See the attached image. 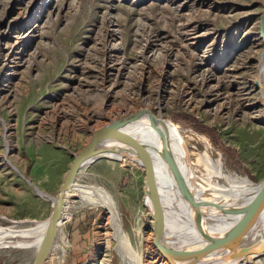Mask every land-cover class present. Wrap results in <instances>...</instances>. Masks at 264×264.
<instances>
[{
    "label": "rangeland",
    "instance_id": "374dc122",
    "mask_svg": "<svg viewBox=\"0 0 264 264\" xmlns=\"http://www.w3.org/2000/svg\"><path fill=\"white\" fill-rule=\"evenodd\" d=\"M6 1H0V216L22 221L16 228L46 222L90 134L138 110L207 135L230 173L264 179L257 60L264 0H9L4 9ZM144 173L130 162L99 159L84 165L73 184L112 195L115 220L141 264H169L152 243ZM203 185L195 186L200 195ZM110 224L105 208L69 197L48 264H127ZM63 239L70 252L60 263ZM35 249H0V264H31ZM243 264H264V253Z\"/></svg>",
    "mask_w": 264,
    "mask_h": 264
},
{
    "label": "bare ground",
    "instance_id": "6f19581e",
    "mask_svg": "<svg viewBox=\"0 0 264 264\" xmlns=\"http://www.w3.org/2000/svg\"><path fill=\"white\" fill-rule=\"evenodd\" d=\"M8 3L9 0L6 1L4 9H6ZM258 81L261 87L260 97L264 101V72L261 65L258 72ZM154 128H157L163 135L165 134L164 130L168 133L172 150L179 161V165L190 174L192 187L196 192L198 189L195 186L200 182L204 184L202 189L205 193L201 191L202 195L197 194L206 202L219 207H229L253 199L263 188L262 181L254 183L246 176L230 173L225 166L224 155L213 146L210 138L205 134L185 128L179 122L161 126L156 125L152 118L142 116L137 121H132L124 127L126 132L144 139L148 143V149L152 155L158 156L159 142ZM101 153L107 155L111 160L130 162L137 165L131 159L113 151L104 150ZM154 169L156 172V189L162 203L161 219L164 231L162 243L167 246L172 258L194 259L211 245L212 239L208 235L214 237L221 235L222 232L218 231L230 225L231 222L209 217L208 220H204L203 225L205 227L203 226L202 230H198L195 227L192 213L180 198L175 183L165 165L159 159H155ZM73 183L74 181L70 186L68 198L71 197L78 204L105 208L111 214L110 225L114 231V240L120 253L124 256V262H127V264H141L140 259L131 251L128 237L121 224L115 220L116 206L112 195L109 192L86 189ZM145 205L148 208L150 206L149 201L146 200ZM0 220L11 223L9 227L0 226V249L29 247L35 249L46 225V222L42 221L28 228H16L17 225H22V221L9 220L3 216H0ZM24 226L27 227L28 225ZM228 233L232 235L231 241H227L224 247H219L217 253L214 254V258L211 260H208L209 258L206 260L201 259L196 264H243L250 261L251 258L257 257L258 254L242 253L246 251V247H252L256 244L258 239H264V210L258 221L247 228L231 230ZM59 243L63 249L62 257L59 260L61 263L65 261L70 252L65 250L64 245L68 244L70 249V244L67 239H63ZM56 246L57 243L54 248ZM57 251L60 252V249L57 248ZM162 256L171 264L164 254ZM48 258L45 264H48Z\"/></svg>",
    "mask_w": 264,
    "mask_h": 264
},
{
    "label": "water",
    "instance_id": "95a60500",
    "mask_svg": "<svg viewBox=\"0 0 264 264\" xmlns=\"http://www.w3.org/2000/svg\"><path fill=\"white\" fill-rule=\"evenodd\" d=\"M258 35L263 45L257 60L258 66L261 65L264 72V8L259 21ZM254 83L258 87V83L255 79ZM261 105L264 107V101H262ZM142 116L152 118L156 122V125H166L162 120L144 110L121 114L119 117L96 128L90 134L87 142L73 155L58 190L52 198L51 211L46 218V225L34 251L31 264H45L60 233L68 192L72 182L86 163H91L99 159H108L107 155L101 153L104 150H110L116 154L123 155L135 162L137 166L144 169L145 173L142 186L143 203L145 205L147 200L150 205L147 209L151 218L150 225L153 232L152 243L159 252L170 260L171 264H178L176 263L178 259L172 258L167 246L162 243L164 235L161 219L162 203L155 184V159H159L165 165L175 183L180 198L192 213L195 227L198 228V230L203 229L204 220H208L209 217L222 221L229 220V222H231L230 225L218 231L222 232L221 235L216 237L208 235L212 239L211 245L196 256V258L182 260L184 264H196L199 260H206L207 258L211 260L214 258V254L217 253L219 247H224L227 241H231L230 238L232 235L228 232L247 228L258 221L264 210V179L262 180L263 188L260 193L249 201L229 207H219L206 202L198 196L196 190L192 187L193 184L190 174L179 165V161L172 150L169 135L165 130V134L163 135L157 128H154L159 141L158 156L152 155L148 149V143L144 141V139L125 131L124 127L128 125V123L137 121ZM245 250V253H254L258 254V256L263 254L264 240L258 244H254L252 247H246Z\"/></svg>",
    "mask_w": 264,
    "mask_h": 264
}]
</instances>
